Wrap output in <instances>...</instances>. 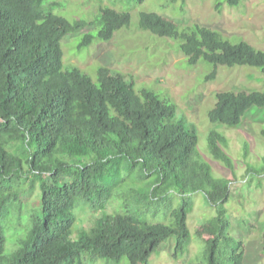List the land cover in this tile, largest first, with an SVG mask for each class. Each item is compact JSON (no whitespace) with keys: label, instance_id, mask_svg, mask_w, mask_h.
<instances>
[{"label":"trees","instance_id":"1","mask_svg":"<svg viewBox=\"0 0 264 264\" xmlns=\"http://www.w3.org/2000/svg\"><path fill=\"white\" fill-rule=\"evenodd\" d=\"M46 2L0 0V264H119L123 257L128 264H148L170 237L173 256H183L195 193L215 214L195 228L204 261L184 264H242L243 244L229 233L225 208L232 181L213 176L197 134L176 118L175 105L151 90L137 91L107 67L98 66L93 81L63 63V37L93 24L95 34L84 33L78 49L95 39L109 41L129 27L130 14L104 6L91 23L69 22ZM137 27L177 41L187 64L211 66V78L217 67L264 75V51L245 41L232 42L198 24L180 27L153 12L139 13ZM215 99L207 119L234 128L250 109L264 108V89L222 91ZM259 135L264 140V128ZM205 142L210 156L233 172L220 147L225 137L210 130ZM249 155L243 144V159ZM261 161L258 167L248 164L245 173L264 177V156ZM34 188L38 205L24 212V194ZM113 199L118 207L108 214ZM83 206L99 211L89 229L76 227Z\"/></svg>","mask_w":264,"mask_h":264},{"label":"rangeland","instance_id":"2","mask_svg":"<svg viewBox=\"0 0 264 264\" xmlns=\"http://www.w3.org/2000/svg\"><path fill=\"white\" fill-rule=\"evenodd\" d=\"M52 14L69 22L75 20L91 23L100 7L123 10L130 14V24L117 31L106 42L93 40L87 47L78 49L84 33L95 34V25L88 24L81 32L68 34L61 40L63 63L79 68L95 81L96 69L104 66L131 81L137 91L148 89L176 107V118L188 124L198 136V150L216 178L231 180L230 197L225 208L231 224L229 233L243 244L242 264H264V177L246 174L248 164L257 166L264 156V140L259 131L264 128V108H252L234 128L213 125L207 119V111L214 105L215 96L222 91H246L264 89V75L250 68L217 67L211 78L212 67L202 62L189 66L178 48L177 41L158 38L138 29V14L153 12L175 22L180 27L192 24L219 32L232 41H245L264 51V0H248L237 7L219 0H145L134 4L119 0H47ZM210 130L220 132L226 139L221 149L233 161V172L213 159L205 148V138ZM249 147L248 161L242 157V145ZM38 190L24 194V212L38 205ZM193 208L187 215L190 244L180 257L173 256L174 238H168L153 253L148 264H184L203 262V243L196 236L195 228L214 216L215 212L201 193L192 195ZM118 200L113 199L105 211L115 212ZM77 229H89L99 211L83 206L77 210ZM17 229L20 224L16 223ZM76 236H74L75 238ZM9 246L14 245V234L7 233ZM8 246V244H7ZM85 264H106L103 260ZM111 264V263H109ZM119 264H128L123 257Z\"/></svg>","mask_w":264,"mask_h":264}]
</instances>
